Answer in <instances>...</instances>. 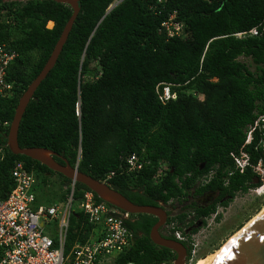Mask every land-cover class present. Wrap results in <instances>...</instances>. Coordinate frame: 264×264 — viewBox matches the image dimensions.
Returning <instances> with one entry per match:
<instances>
[{
	"label": "trees",
	"instance_id": "trees-1",
	"mask_svg": "<svg viewBox=\"0 0 264 264\" xmlns=\"http://www.w3.org/2000/svg\"><path fill=\"white\" fill-rule=\"evenodd\" d=\"M115 1L78 0L79 14L58 60L22 116L18 145L50 150L59 164L66 161L101 182L113 172L106 184L136 205H181L178 214L167 212L165 226L184 224L189 214L194 216L189 225L201 218L205 224L218 206L226 208L255 186L258 156L255 141L245 145V131L264 113V37L230 35L264 20V0H122L109 10ZM71 14L69 6L53 1L0 0V43L17 55L6 71L14 90L0 99V121L11 123L19 98L44 67ZM172 14L183 25L180 37L168 38L161 28ZM165 86L176 98L161 103ZM8 130L0 134L4 145ZM241 152L249 156L248 167L227 179ZM131 154L143 163L138 173L124 170ZM15 162L35 172L37 203L44 198L48 204L51 177H57L64 201L68 179L7 147L0 162L1 200L12 187L9 170ZM212 170L216 175L200 183ZM85 192L90 191L75 183V199ZM206 195L215 196L203 206L194 201ZM156 222L150 215H130L125 226L132 245L119 264L174 261V253L149 239ZM91 228L73 212L66 249L84 242Z\"/></svg>",
	"mask_w": 264,
	"mask_h": 264
},
{
	"label": "built area",
	"instance_id": "built-area-1",
	"mask_svg": "<svg viewBox=\"0 0 264 264\" xmlns=\"http://www.w3.org/2000/svg\"><path fill=\"white\" fill-rule=\"evenodd\" d=\"M121 1L116 0L111 9ZM150 10L154 11L155 8L151 7ZM161 28L168 38L183 35V25L175 20V14L164 20ZM230 36L236 40L263 38L264 20L255 27ZM16 56L15 52L7 51L0 43V99L9 97L14 90L13 83L6 81V71ZM175 98L168 86L159 94L161 103ZM9 125L0 121L1 138ZM245 134V145L255 141L254 152L258 156L253 167L256 174L253 182L256 181V184L248 191L257 197H264V113L256 116L253 123L247 126ZM6 147L0 142V162ZM233 163V170L227 173V179L234 172L243 173L246 170L248 154L241 152L234 157ZM142 167L143 163L136 154H131L125 160L124 170L127 173H138ZM215 175L216 170L210 171L200 183L209 182ZM9 176L12 187L6 198L0 199V264H119V257L131 247L132 234L125 226L130 215L104 202L97 203L93 193L85 192L75 199V183L69 182L64 187L68 193L61 205H42L36 202L38 179L34 171H28L23 162H15ZM113 176V172L109 173L102 182L106 184ZM73 212L81 213L92 228L84 242L77 241L66 249L69 219ZM202 219L197 220L198 223L202 224ZM50 221H55L57 227H50ZM188 224H170L165 227V232L187 249L185 264H193L200 256L199 237L204 231L198 230V224L192 228Z\"/></svg>",
	"mask_w": 264,
	"mask_h": 264
},
{
	"label": "water",
	"instance_id": "water-1",
	"mask_svg": "<svg viewBox=\"0 0 264 264\" xmlns=\"http://www.w3.org/2000/svg\"><path fill=\"white\" fill-rule=\"evenodd\" d=\"M21 2L28 0H18ZM53 1L64 4L71 8L72 14L65 24L61 35L52 50L47 62L30 83L26 91L18 100L14 111L13 119L9 125L7 135V148L13 155L25 156L40 163L50 171L60 174L70 182L82 184L102 202L129 215H150L157 219L156 224L151 228L149 239L155 246L170 250L175 254L172 264H185L188 253L183 244L176 240H171L162 235L160 230L166 225L168 214L162 207L139 206L126 197L110 188L107 184L93 179L71 167L66 161L64 165L56 162L58 154L43 148H20L17 141L18 129L25 110L32 99L35 91L46 78L48 73L54 68L58 57L68 39V35L79 14L78 0H37ZM111 10V8H109ZM256 184V181L254 182ZM213 264H264V210L256 216L246 227L241 228L226 243Z\"/></svg>",
	"mask_w": 264,
	"mask_h": 264
},
{
	"label": "rangeland",
	"instance_id": "rangeland-1",
	"mask_svg": "<svg viewBox=\"0 0 264 264\" xmlns=\"http://www.w3.org/2000/svg\"><path fill=\"white\" fill-rule=\"evenodd\" d=\"M52 26V23L47 24V28H51ZM239 60L245 62L249 68L253 70V66L248 60L243 58H240ZM56 179L57 177H51L48 183V191L45 193V197L48 199V205L59 206L63 203L59 197L61 194V188ZM214 196L215 195H206L201 198H195L194 201L198 205L203 206L210 202ZM43 201H45L44 198L41 199V204H45ZM263 203L264 197H257L250 191L247 193H238L226 208L218 206L216 213L207 218L205 224H200V222L198 223V221L195 220L189 227L192 228V226H197L198 224V230L204 231V234L199 237L201 252L198 258H208L219 251L224 244H226V242L240 230V227L243 228L246 223L261 212ZM163 208L171 213V216H174L181 211V205H178L176 202H172L165 207L163 206ZM217 216H220L219 221L216 220ZM192 219L193 215L189 214L186 222L189 223ZM50 227H57L55 221H50ZM165 227L162 229L163 232L161 230L163 235L166 234ZM206 262L207 260L203 261L202 264Z\"/></svg>",
	"mask_w": 264,
	"mask_h": 264
},
{
	"label": "bare ground",
	"instance_id": "bare-ground-1",
	"mask_svg": "<svg viewBox=\"0 0 264 264\" xmlns=\"http://www.w3.org/2000/svg\"><path fill=\"white\" fill-rule=\"evenodd\" d=\"M66 196V195H65ZM42 205H48V204H42ZM110 206V205H109ZM112 207V206H111ZM114 208V207H113ZM264 210V206H263V208H262V210H261V212ZM120 211V210H119ZM260 212V213H261ZM259 213V214H260ZM259 214H257L256 216H258ZM255 216V217H256ZM255 217H253L248 223H246L245 224V226L244 227H246ZM166 230V229H165ZM231 239V238H230ZM229 239V240H230ZM228 240V241H229ZM227 241V242H228ZM226 242V243H227ZM225 245L226 244H224V246L219 250V251H217L215 254H213V255H211V256H209L208 258L207 257H204L203 259L202 258H198L193 264H202L203 263V261H205V260H207V262L206 263H204V264H213L214 263V261L216 260V258H217V256L219 255V253L221 252V250L225 247Z\"/></svg>",
	"mask_w": 264,
	"mask_h": 264
},
{
	"label": "flooded vegetation",
	"instance_id": "flooded-vegetation-1",
	"mask_svg": "<svg viewBox=\"0 0 264 264\" xmlns=\"http://www.w3.org/2000/svg\"><path fill=\"white\" fill-rule=\"evenodd\" d=\"M181 207H182V206H181ZM191 215H193V214H191ZM188 217H189V215H188ZM188 217H187V218H188ZM193 217H194V216H193Z\"/></svg>",
	"mask_w": 264,
	"mask_h": 264
},
{
	"label": "crops",
	"instance_id": "crops-1",
	"mask_svg": "<svg viewBox=\"0 0 264 264\" xmlns=\"http://www.w3.org/2000/svg\"><path fill=\"white\" fill-rule=\"evenodd\" d=\"M49 23H52V22H49ZM53 24V23H52Z\"/></svg>",
	"mask_w": 264,
	"mask_h": 264
}]
</instances>
